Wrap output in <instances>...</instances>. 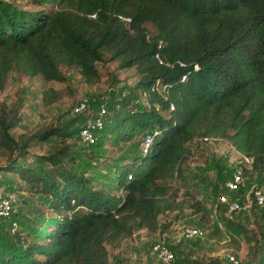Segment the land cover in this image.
<instances>
[{
    "label": "trees",
    "instance_id": "16d2710c",
    "mask_svg": "<svg viewBox=\"0 0 264 264\" xmlns=\"http://www.w3.org/2000/svg\"><path fill=\"white\" fill-rule=\"evenodd\" d=\"M104 52L136 69L135 88L146 103L114 118L113 142L157 132L145 151L110 164L111 189L63 164L78 159L68 151L71 122L27 137L53 138L50 152L11 158L27 140L19 145L10 135L13 111L0 102V154L8 158L0 171L44 195L53 214L37 231L8 225L0 264H109L105 243L115 247L140 228L154 231L158 214L172 207L178 189L167 180L180 176L192 139L224 140L251 156L243 173L264 168V0H0V90L11 69L61 81L60 64L76 67L92 85ZM56 98L53 89L41 92L45 104ZM190 198L191 209L207 213ZM193 262L221 264L217 256Z\"/></svg>",
    "mask_w": 264,
    "mask_h": 264
},
{
    "label": "rangeland",
    "instance_id": "374dc122",
    "mask_svg": "<svg viewBox=\"0 0 264 264\" xmlns=\"http://www.w3.org/2000/svg\"><path fill=\"white\" fill-rule=\"evenodd\" d=\"M146 27L151 30L150 24ZM96 66L100 77L92 85L84 83L74 66H58L64 76L61 81L47 80L40 74L29 76L14 69L8 71L5 85L0 90V102L13 111L10 135L19 145L27 140L21 149L14 151L11 158L32 161L35 154L50 152L51 145L55 143L53 138L38 143L27 137L49 124L71 122L75 130L67 138L68 151L75 152L78 159L74 165H70L65 158L63 164L92 177L93 183L99 182L114 189V183L108 177L110 164L123 155L139 152L142 146L140 133L128 141L114 143V118L121 112L146 106V103L144 95L135 88L139 74L133 66L119 67L117 60L109 58L106 52L96 61ZM47 88L57 93V98L49 104L41 99V92ZM81 96L88 97V110L76 115L71 107ZM101 103L106 107L103 129L96 133L93 144H85L77 137L76 128ZM188 150V156L181 164L180 176L167 180L178 189L172 207L158 214L154 231L140 228L115 247L105 243L109 264H194V260L209 256H217L221 264H258L263 261L260 253L261 247L264 250V202L254 203L252 192L259 190L264 195V168L243 174V184L237 194H246L250 202L241 211L227 212L217 196L221 193L229 195L222 184L238 161V152L226 141L213 138L192 139L188 143ZM84 153L92 156L86 158ZM7 160L5 155L0 154V165ZM0 193L9 195L12 203L8 215H0V238L6 236L4 229L8 225L23 233L26 230L37 231L53 215L46 197L25 190L24 183L16 173L0 171ZM191 195L206 207V214L190 208ZM188 225L200 228L201 237L185 238L182 228ZM156 240L171 246L174 253L171 261L163 263L151 252L150 246ZM228 255H232L233 260Z\"/></svg>",
    "mask_w": 264,
    "mask_h": 264
},
{
    "label": "built area",
    "instance_id": "2783aa9c",
    "mask_svg": "<svg viewBox=\"0 0 264 264\" xmlns=\"http://www.w3.org/2000/svg\"><path fill=\"white\" fill-rule=\"evenodd\" d=\"M123 19L128 20L127 17ZM179 65H183L182 62H179ZM192 68H196V64L192 65ZM185 74L180 76L181 79H184ZM89 99L87 96H81L78 98L71 107L73 113H81L88 110ZM173 106L169 104V109ZM106 113V107L103 103L94 111L93 114L85 116L81 124L78 126L77 136L79 140L85 144H91L96 139V133L103 129L104 126V115ZM157 132V128H152L146 133H144L141 140V150L149 146L153 135ZM202 139H207L202 137ZM252 161V157L239 153L238 152V161L234 163L233 169L229 176L223 181V188L225 192H229V195L226 193L219 194L217 200L227 212H238L247 207L250 202V198L246 195H238L237 192L243 184V170L248 168ZM127 177H130V174H127ZM252 200L256 204H261L264 202V195L259 190H253ZM11 199L9 195L0 193V215H8V212L11 209ZM182 235L185 238H195L201 237L202 231L196 226H185L182 228ZM151 252H153L163 263L171 261L174 257L172 250L168 247L167 244L163 243L161 240L154 241L150 246ZM228 257L233 260L232 255Z\"/></svg>",
    "mask_w": 264,
    "mask_h": 264
}]
</instances>
